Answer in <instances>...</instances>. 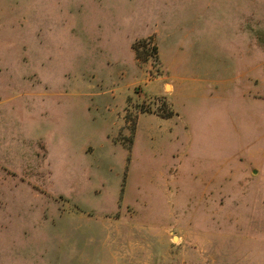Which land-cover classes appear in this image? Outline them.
<instances>
[{
    "label": "rangeland",
    "instance_id": "1",
    "mask_svg": "<svg viewBox=\"0 0 264 264\" xmlns=\"http://www.w3.org/2000/svg\"><path fill=\"white\" fill-rule=\"evenodd\" d=\"M0 264H264V0H0Z\"/></svg>",
    "mask_w": 264,
    "mask_h": 264
},
{
    "label": "crops",
    "instance_id": "2",
    "mask_svg": "<svg viewBox=\"0 0 264 264\" xmlns=\"http://www.w3.org/2000/svg\"><path fill=\"white\" fill-rule=\"evenodd\" d=\"M154 35H156V34H154ZM149 36H151V35H149ZM146 37H148V36H146ZM157 37V36H156ZM139 38H144V37H139ZM138 38H136V39H133L132 41H131V43H133V41H135V40H137ZM158 40V39H157ZM130 43V44H131ZM131 47V46H130ZM131 51H133V49L131 48ZM172 88H174L173 86H171Z\"/></svg>",
    "mask_w": 264,
    "mask_h": 264
}]
</instances>
